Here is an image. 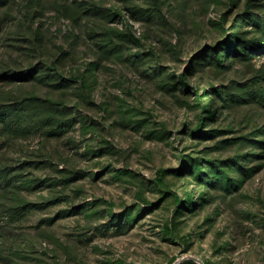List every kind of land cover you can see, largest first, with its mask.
<instances>
[{
  "label": "rangeland",
  "instance_id": "rangeland-1",
  "mask_svg": "<svg viewBox=\"0 0 264 264\" xmlns=\"http://www.w3.org/2000/svg\"><path fill=\"white\" fill-rule=\"evenodd\" d=\"M184 257L264 264V0H0V264Z\"/></svg>",
  "mask_w": 264,
  "mask_h": 264
},
{
  "label": "water",
  "instance_id": "water-1",
  "mask_svg": "<svg viewBox=\"0 0 264 264\" xmlns=\"http://www.w3.org/2000/svg\"><path fill=\"white\" fill-rule=\"evenodd\" d=\"M186 258H187V257L182 258L181 260H179V261H178L177 263H175V264H178V263H180L181 261L187 260ZM192 259L195 260V261H198L200 264H205L202 260H200V259H198V258H196V257H192Z\"/></svg>",
  "mask_w": 264,
  "mask_h": 264
},
{
  "label": "trees",
  "instance_id": "trees-1",
  "mask_svg": "<svg viewBox=\"0 0 264 264\" xmlns=\"http://www.w3.org/2000/svg\"><path fill=\"white\" fill-rule=\"evenodd\" d=\"M48 102H50V101H48ZM196 134H200L201 133V129H200V125H199V127L196 129Z\"/></svg>",
  "mask_w": 264,
  "mask_h": 264
}]
</instances>
